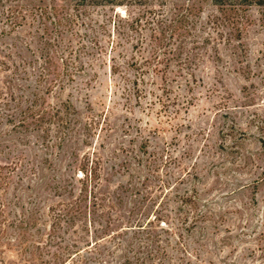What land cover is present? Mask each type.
<instances>
[{"label":"rangeland","instance_id":"rangeland-1","mask_svg":"<svg viewBox=\"0 0 264 264\" xmlns=\"http://www.w3.org/2000/svg\"><path fill=\"white\" fill-rule=\"evenodd\" d=\"M235 2L0 0V264H264V5Z\"/></svg>","mask_w":264,"mask_h":264},{"label":"trees","instance_id":"trees-1","mask_svg":"<svg viewBox=\"0 0 264 264\" xmlns=\"http://www.w3.org/2000/svg\"><path fill=\"white\" fill-rule=\"evenodd\" d=\"M77 6L85 5H100V6H114L122 7L127 5H132L135 3V0H73ZM215 5H223L227 1H236L238 5H251V3L264 5L263 0H212Z\"/></svg>","mask_w":264,"mask_h":264}]
</instances>
